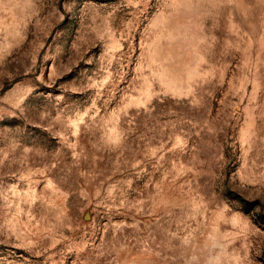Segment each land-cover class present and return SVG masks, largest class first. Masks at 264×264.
Segmentation results:
<instances>
[{
	"label": "rangeland",
	"instance_id": "obj_1",
	"mask_svg": "<svg viewBox=\"0 0 264 264\" xmlns=\"http://www.w3.org/2000/svg\"><path fill=\"white\" fill-rule=\"evenodd\" d=\"M0 264H264V0H0Z\"/></svg>",
	"mask_w": 264,
	"mask_h": 264
}]
</instances>
